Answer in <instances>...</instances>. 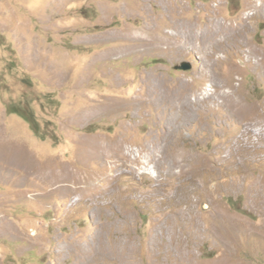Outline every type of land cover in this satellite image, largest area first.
Returning <instances> with one entry per match:
<instances>
[{
    "label": "rangeland",
    "instance_id": "rangeland-1",
    "mask_svg": "<svg viewBox=\"0 0 264 264\" xmlns=\"http://www.w3.org/2000/svg\"><path fill=\"white\" fill-rule=\"evenodd\" d=\"M209 21L234 32L214 55ZM118 139L135 175L79 158ZM118 235L137 264H264V0H0V264H119L76 258Z\"/></svg>",
    "mask_w": 264,
    "mask_h": 264
},
{
    "label": "bare ground",
    "instance_id": "bare-ground-1",
    "mask_svg": "<svg viewBox=\"0 0 264 264\" xmlns=\"http://www.w3.org/2000/svg\"><path fill=\"white\" fill-rule=\"evenodd\" d=\"M214 27L215 26H214L213 21L207 22L206 29H205L206 32L204 33V38L211 41L210 42V47H211L210 54H212V55H214V53L216 51H218V50H221V49L225 50L227 48V42L229 40H231L233 38V36H234L233 30H231L230 26H227L226 24L222 25L221 29H217L218 27L217 28H214ZM223 30L224 31L226 30L227 32L224 33L223 36H222L221 34H222ZM252 51H254V50H252ZM231 67H233V66H231ZM234 92L236 93V90ZM229 96H231V95H229ZM233 98H234V95H233ZM242 102L243 101H241V99L237 95L233 99V104H234V108H235L234 110H235L236 114H240V115L243 116V114H249L250 108L245 106ZM235 112H234V114H235ZM113 143L109 144V145L107 144L109 148H107L106 146H103L102 148H99L98 146H95V145H92L90 148H87V149L85 148V149H83V152H81V155H79V158L83 159V160L84 159L88 160L90 158H92V159L93 158H95V159L96 158L97 159L101 158L102 160H106L109 156H111V157L114 156V158H113L114 161L111 162V163L109 162L108 164H110L112 167H115V166L118 167V163L117 162L119 160H124L126 162L128 161L129 162L128 165H127V167L129 168L128 173L129 174L132 173L133 175H135V173L137 171H136V168L133 165L136 164V162L139 161L137 156H135V158H132L131 160L128 159L127 156L129 155L128 154L129 152L126 153V151H125V145L126 144H125V141L123 139H121V140L118 139V142L116 144H113ZM10 150L13 151L12 153H13L14 156H16L18 158H22V159L25 158L24 151L22 150V148H20V147L19 148H15V146L14 147L12 146L10 148ZM163 164L165 165L164 166L165 167V173L164 174H168L169 175L171 173V169H172L171 164L170 163L167 164V162H164ZM31 166H32V169H39V168L41 169L42 167H45V165L41 164V166H39L37 163L35 164L33 162H31ZM147 166H148V164H147ZM41 170H43V169H41ZM37 173H38V171H37ZM77 173L75 171H72L71 169H67L65 166H62V165H59V166L57 165L56 167H54L52 165V163L49 162L48 166H47V170H44L42 172L40 171L39 183L41 184V183L45 182L49 186H50V184H51V186H53V185H56L59 182H64V184L61 185L63 192L71 193L73 191V189L75 191H79L83 187L78 186V184L85 183L84 180H85V178L87 176H86V174L84 175V174H81V173H79V174H77ZM161 175H163V173L159 172L156 175V178L160 179ZM113 178H114V176L112 177V174L106 175L104 177V179H103V182L101 184L100 189H102L103 191L107 190L111 186V182H112ZM35 179H37V178H35ZM69 181L74 183V184H76L77 186L75 188H73L68 183ZM39 183H38V185H39ZM86 183H87V181H86ZM36 187H37V184H36ZM39 188H41V187L39 186ZM103 188H105V189H103ZM35 189L36 188H34V190ZM163 232H165V231H163ZM162 234H164V233H162ZM110 241L112 242L111 253L107 252L109 247L104 246L105 244H101L100 246H98L96 248H94L91 245L88 246V248H86L84 246H79V247L77 246L79 248L78 250H80V252H81V254L78 255V257H76L77 260L83 259V257H85L86 255H89V254L90 255H92V254L93 255L94 254L95 255H100L102 257H108L109 255L113 254L114 256H116L115 259L117 260V262L118 263L120 262L119 264H133V263L136 262L137 253L135 252L136 251L135 247L132 244L131 245L129 244V240L124 239L122 237V235H118V237H116V239H113V240H110ZM86 257H89V256H86ZM90 257H92V256H90ZM87 260H88V262L90 261L89 259H87ZM135 264H137V263H135Z\"/></svg>",
    "mask_w": 264,
    "mask_h": 264
},
{
    "label": "trees",
    "instance_id": "trees-1",
    "mask_svg": "<svg viewBox=\"0 0 264 264\" xmlns=\"http://www.w3.org/2000/svg\"><path fill=\"white\" fill-rule=\"evenodd\" d=\"M7 111L9 113H16L21 117H23L27 122H29L35 133L37 134L39 133L38 121L35 118L34 112L30 107L28 106L21 107L19 104L13 103L8 105Z\"/></svg>",
    "mask_w": 264,
    "mask_h": 264
},
{
    "label": "water",
    "instance_id": "water-1",
    "mask_svg": "<svg viewBox=\"0 0 264 264\" xmlns=\"http://www.w3.org/2000/svg\"><path fill=\"white\" fill-rule=\"evenodd\" d=\"M177 69H190L192 67V63L190 61H183L181 64L175 66Z\"/></svg>",
    "mask_w": 264,
    "mask_h": 264
},
{
    "label": "clouds",
    "instance_id": "clouds-1",
    "mask_svg": "<svg viewBox=\"0 0 264 264\" xmlns=\"http://www.w3.org/2000/svg\"><path fill=\"white\" fill-rule=\"evenodd\" d=\"M255 131H257V132H258V131H259V129L257 128V129H255Z\"/></svg>",
    "mask_w": 264,
    "mask_h": 264
}]
</instances>
